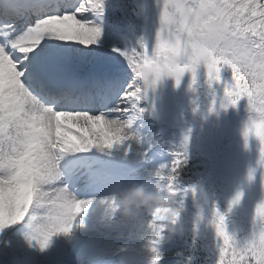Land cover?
I'll list each match as a JSON object with an SVG mask.
<instances>
[{"label": "snow or ice", "instance_id": "obj_1", "mask_svg": "<svg viewBox=\"0 0 264 264\" xmlns=\"http://www.w3.org/2000/svg\"><path fill=\"white\" fill-rule=\"evenodd\" d=\"M201 65L210 86L229 66L212 103L246 100L245 145H264V0H0V234L46 209L47 230L24 237L44 252L106 207L144 158L125 123L163 78L191 72L194 85ZM183 165L175 154L166 167ZM220 221L205 264L233 251Z\"/></svg>", "mask_w": 264, "mask_h": 264}, {"label": "rangeland", "instance_id": "obj_2", "mask_svg": "<svg viewBox=\"0 0 264 264\" xmlns=\"http://www.w3.org/2000/svg\"><path fill=\"white\" fill-rule=\"evenodd\" d=\"M205 72L201 66L197 83L191 87V73L184 74L179 86L173 78H164L179 98V109L182 110L176 108L170 122L151 121L145 101L141 102L140 106L146 111L135 121L133 128L141 135L140 147L144 151L145 163L131 169L125 184L144 179L146 170L170 164L174 157L169 149L179 143L184 135H188L189 163L181 174V183L197 187L198 202L204 207L205 213L213 201L224 212L228 201L237 192L242 193L240 204L233 208L227 218L229 230L235 228L239 233L241 228L249 226L254 205L264 197L259 172L253 181L247 179L249 168L255 167L258 158V142L250 139L248 148L244 147L241 133L249 116L246 100H241L236 107L221 108L218 103L213 105L212 89L205 83ZM221 77V83L213 85L217 96L223 94L224 82H230V70L223 71ZM159 135L163 137L158 139ZM228 149L231 151L228 152ZM196 211V205L189 196L184 214L185 227L179 237L184 245L191 243L190 227ZM27 231L24 225H18L0 234V252L5 259L12 260V264H118L115 255L124 249L121 246L125 238L120 237L124 234L132 239L134 249L148 258L137 225L106 226L95 210L89 211L81 229L68 237L54 238L44 252L28 246L24 239ZM175 237L162 244L164 258L161 264H173L174 259L168 256L163 247L173 248ZM211 244V235L197 243L198 259L203 264L209 258ZM186 248L188 250V246ZM102 253V258H95ZM0 264H4L1 257Z\"/></svg>", "mask_w": 264, "mask_h": 264}, {"label": "clouds", "instance_id": "obj_3", "mask_svg": "<svg viewBox=\"0 0 264 264\" xmlns=\"http://www.w3.org/2000/svg\"><path fill=\"white\" fill-rule=\"evenodd\" d=\"M201 66L197 68V76L198 69ZM203 68L206 70L204 66ZM225 70H230L228 65L221 66L220 79L215 81L211 86L207 83V75L205 72V83L209 89L215 90L213 85L221 83V73ZM192 78L191 76L190 87L193 85ZM227 83L228 82H224L223 91ZM145 111L146 109H144L139 117ZM257 115L261 122L258 128V135L264 136V113H258ZM249 117L250 114L242 128V137ZM136 120L131 124L125 123L124 132L127 139L139 147L142 138L140 133L133 128V124ZM185 136L188 135H184L179 143L174 144L172 148L169 149L173 157L175 154L183 155L184 165L179 171L175 169L168 170L166 166L169 164L146 170V172L143 173L144 181L142 183L130 182L127 184H117L109 193V204L106 207H95L91 210H95L99 213L101 221L106 226L124 224L137 225L139 238L144 242L143 247L148 254V264H161L164 258V253L161 248L162 244L166 240L183 234L185 227L184 214L186 212V200L191 196L197 211L193 216L190 227L191 243L188 245L189 254L184 256L180 264H196L198 259L197 243L199 240L205 239L209 235L212 237L211 246H219L222 240L220 217H223V233L230 238L231 244L229 247L233 249V251L229 253L230 259L225 260L224 264H264V197L254 205L249 226L247 228H241L239 233L235 228L229 230L227 218L233 208L240 204L242 195H240L237 200V195L241 194L240 192H237L235 196L228 201L227 208L224 212H221L216 206L215 201H213L208 212L205 213L204 207L198 202L197 187L195 185H183L180 180L182 172L188 167L189 163L188 140H185ZM250 139H254L258 142V158L255 167L249 168L247 179L249 182L253 181L256 173L259 172L261 186L264 188V159L261 158V150L264 148V145H261L260 141L255 136ZM248 144L246 146L244 140L245 148H248ZM157 172H159V175H157ZM206 203L207 200L205 199V204ZM47 224V210L38 208L24 226L28 229L27 234H32L35 238L39 233L47 230ZM83 225L84 223L78 226L74 231L81 229ZM6 226L7 219L0 217V228H5ZM74 231H72L70 235H72ZM70 235L60 234L56 237H68ZM29 247L32 246L29 245ZM34 249H38L40 252L43 251L39 248L38 244ZM178 255L183 256L182 253H178ZM207 264H217V262L209 261Z\"/></svg>", "mask_w": 264, "mask_h": 264}, {"label": "water", "instance_id": "obj_4", "mask_svg": "<svg viewBox=\"0 0 264 264\" xmlns=\"http://www.w3.org/2000/svg\"><path fill=\"white\" fill-rule=\"evenodd\" d=\"M146 102L149 104L150 115L157 119L169 117L174 107L175 99H172L168 87L162 81L158 82L154 90H149ZM141 161V160H139ZM123 264H133V260H121Z\"/></svg>", "mask_w": 264, "mask_h": 264}, {"label": "trees", "instance_id": "obj_5", "mask_svg": "<svg viewBox=\"0 0 264 264\" xmlns=\"http://www.w3.org/2000/svg\"><path fill=\"white\" fill-rule=\"evenodd\" d=\"M240 114V113H239ZM198 257H200L199 254H197ZM204 262L202 260L197 259L196 264H203Z\"/></svg>", "mask_w": 264, "mask_h": 264}]
</instances>
